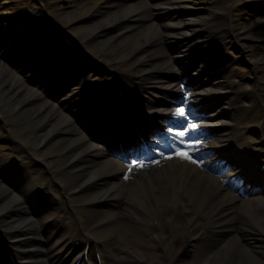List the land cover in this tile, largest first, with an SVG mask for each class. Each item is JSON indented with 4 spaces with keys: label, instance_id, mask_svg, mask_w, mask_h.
<instances>
[{
    "label": "bare ground",
    "instance_id": "6f19581e",
    "mask_svg": "<svg viewBox=\"0 0 264 264\" xmlns=\"http://www.w3.org/2000/svg\"><path fill=\"white\" fill-rule=\"evenodd\" d=\"M61 1L63 3H60L57 8L58 15L66 12V5H76L77 15L73 18L69 16L67 20L81 19L76 24V28L72 30L73 37L79 36L81 42L87 37L90 40L87 42L83 41L86 44H83L85 47H102L106 56L114 55L113 58L117 61L126 60L127 71L123 79L124 84L138 85L146 94L152 96H156V91L171 87L170 84L165 83L161 75L154 72L156 68L161 69L162 66L171 62L170 59L166 60L164 58L166 50L163 43L171 44L188 36V34L200 31L204 33V36H210L211 31L207 29H215L219 23L217 19L192 11L193 6L204 7L207 4V0H202L200 4H195L193 0H186L187 3H192V5H182V3L178 2L179 0H168L165 1V4H169L164 6L165 10L160 4L152 5L148 3L167 12L170 18H173V16L180 17L178 20L164 23L157 33L150 32L148 25L141 30L132 32L134 26L126 22V20L131 13L138 11L141 7L129 5L121 7L122 4L118 0L105 1L101 4V0H85L84 2L79 0ZM238 1L240 0H235L234 3L229 4V7H234ZM245 3H248V5L253 4L250 3V0H246ZM260 5L264 7V3ZM114 6L118 8L114 11H107L109 7ZM157 12H145L144 16H151ZM245 15L246 27L234 25L235 30L233 32L222 31V33L242 42H244V38L255 39L264 49V17L244 12L240 17H236L235 21H240L242 25L245 23L242 22ZM225 26L226 23L222 21V24L215 30H220L221 27ZM244 28L250 29L245 32L243 31L245 30ZM180 36L182 37L178 38ZM201 39L197 38L196 41ZM156 43H160V48H158L159 46L157 48L154 47ZM14 47L15 44L4 49L0 44L2 57L9 58L8 54H11L12 51L10 50ZM129 57L130 61L127 59ZM173 59H176V57ZM261 60L264 61V55L261 56ZM6 61H0V110L16 112L14 116L16 126H18L19 130L27 129L28 136L34 140L33 143L37 140H42L50 133L53 134V137L46 144V148H43L39 154L55 156L60 159L61 163L68 164L67 168L61 169L58 176H60L68 191L77 192L78 197L75 201L79 203L84 200H93L95 196L100 195V192H104L108 188V184L117 188L116 192L111 196L120 195L125 199L122 209L117 211L123 216L121 220L116 218L117 213L115 211L105 210L104 203L90 208L89 214L85 218L86 221L88 219L93 221L97 220V218L113 217V220L105 225V229L99 235L114 229L122 231L124 239H126V236L130 233L132 236L128 237V239H133L136 244L139 242V248L135 250H141V253L144 254V249L141 248L146 239L144 230L146 231L150 218L163 212L161 218L162 229L159 232L154 230L152 233L150 237L153 242L152 245L160 244L162 240L167 239L170 232L177 231V234H179L180 230L178 229L171 231L175 225L190 224L188 233L192 239L190 244L192 247L186 249L184 252L186 256H179L175 264H264V214L260 210L264 208V200L241 199L239 200L240 202L235 203L237 196H231L226 193L225 187L220 183L216 185V189L210 198L206 200V194L211 189L212 184L216 183V179L210 178L198 170L197 166L181 158L176 168V174L178 179L181 176L182 182L180 184L177 183V186L184 187L187 184L185 200L182 196L179 197L174 194L173 183L171 184V189L162 190L160 178H156V176L158 173L163 176L166 165L141 171L138 177L128 183L127 189L129 193L120 191L115 180L92 183L91 180H93L95 175L101 174L107 168H110V171L117 170L118 165L109 159H102L97 162L89 160L87 158V150L97 145L81 129H78L77 125L72 124V119L62 113L60 109H57V105L54 102L37 100L41 96L37 95L35 89L27 85L26 79L29 77L23 73L15 74L9 69L7 63H2ZM193 99L199 101L202 97L193 93ZM150 104H153V101H150ZM238 113L239 111H233L230 115L227 114L228 120L214 118L215 114H210L208 119L214 120L209 124L214 127L231 125L241 118L242 114ZM219 130L221 132L235 133L237 127L228 128L226 126ZM68 133H71V135L67 136ZM60 134L63 135L61 136ZM85 164L89 166L87 169H78ZM167 171L166 175L168 174ZM165 177L161 179H166ZM146 178L151 183L155 204L148 197ZM167 178L171 180L170 176H167ZM16 191V188L8 187L0 182V222L9 224V229L18 232L25 229L34 232L36 227L32 222L35 221V218L32 217L30 212L24 211L23 214L16 216L3 214L7 208L11 207L10 204L14 205V207H19ZM196 191L199 192L195 197ZM101 197H103V194L100 195ZM216 200L219 201L218 204L215 203ZM163 201L170 203L172 207L167 208L166 204L162 203ZM187 202L193 203V206L188 207ZM238 205L240 207V215L232 210L233 207ZM215 210L218 211L213 217H210L211 212ZM176 211L177 213L179 211H188L189 214L182 218L176 215L168 224L169 219H171L170 216L175 215ZM199 215L205 216V222L208 223L214 218L218 219L216 221L218 223L227 221L228 224L225 228H232L233 232L231 234L227 233L225 237H219L215 242L206 241L202 243L199 239L196 241L194 236L199 235L200 224L204 222L198 218ZM46 216L48 215L43 217ZM165 220L168 221L166 225ZM252 222L256 224V228L255 225H252ZM249 229L251 230L250 232L247 231ZM156 256V261L161 262L162 253L157 252Z\"/></svg>",
    "mask_w": 264,
    "mask_h": 264
},
{
    "label": "snow or ice",
    "instance_id": "6c2138e0",
    "mask_svg": "<svg viewBox=\"0 0 264 264\" xmlns=\"http://www.w3.org/2000/svg\"><path fill=\"white\" fill-rule=\"evenodd\" d=\"M174 115L179 118L187 119V114L182 108H178ZM195 128L196 125L189 122L188 126L181 131L173 132L171 129H169V132L172 133L175 141L179 144L184 145L183 148H177L175 153V155H177L181 159L192 160V156L190 153L192 150H194L195 145L192 143H188L184 138ZM192 162L195 161L193 160ZM136 166L142 167L143 164H136Z\"/></svg>",
    "mask_w": 264,
    "mask_h": 264
},
{
    "label": "rangeland",
    "instance_id": "374dc122",
    "mask_svg": "<svg viewBox=\"0 0 264 264\" xmlns=\"http://www.w3.org/2000/svg\"><path fill=\"white\" fill-rule=\"evenodd\" d=\"M85 0H83L84 2ZM50 6V5H49ZM51 10H52V15L56 18V20L58 21V23L61 25V28L63 29H70V30H74L76 27V24L79 23L77 21H68L67 17H75L77 15V8L76 5H70L69 7H66V12L58 15V11H57V7L55 6H50ZM98 53H102L100 50H98Z\"/></svg>",
    "mask_w": 264,
    "mask_h": 264
}]
</instances>
